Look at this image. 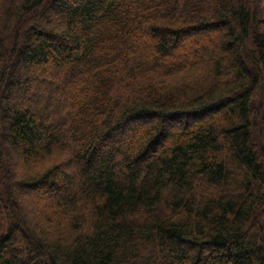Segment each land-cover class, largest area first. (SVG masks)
<instances>
[{
  "label": "trees",
  "instance_id": "obj_1",
  "mask_svg": "<svg viewBox=\"0 0 264 264\" xmlns=\"http://www.w3.org/2000/svg\"><path fill=\"white\" fill-rule=\"evenodd\" d=\"M0 264H264V0H0Z\"/></svg>",
  "mask_w": 264,
  "mask_h": 264
}]
</instances>
